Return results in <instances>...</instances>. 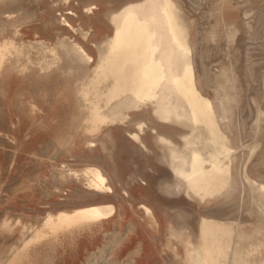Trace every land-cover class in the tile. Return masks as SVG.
<instances>
[{
    "label": "rangeland",
    "instance_id": "374dc122",
    "mask_svg": "<svg viewBox=\"0 0 264 264\" xmlns=\"http://www.w3.org/2000/svg\"><path fill=\"white\" fill-rule=\"evenodd\" d=\"M131 10L155 18L153 99L111 48ZM0 264H264V0H0Z\"/></svg>",
    "mask_w": 264,
    "mask_h": 264
},
{
    "label": "bare ground",
    "instance_id": "6f19581e",
    "mask_svg": "<svg viewBox=\"0 0 264 264\" xmlns=\"http://www.w3.org/2000/svg\"><path fill=\"white\" fill-rule=\"evenodd\" d=\"M161 8L163 22L166 25L167 33L171 37L174 45L181 47L180 40L176 36L175 25L173 23L170 9L166 6H162ZM125 20L126 23L117 29L112 38L113 42L111 44V48L115 52L114 56L117 57L118 55V58L120 57L124 66L127 68L124 73V78H126V80L122 82L123 84L121 86L122 91L129 92L133 98L139 101L153 99L155 96V88L159 87L163 81H167V79H165L164 68L155 58L154 53L158 47L156 39L159 37L156 34V29H153L155 25L149 23V21H155V18L152 14L139 17L131 10L126 13ZM189 75L190 71L187 67L183 70L180 77L177 76L171 78V82L177 92V96L183 97L187 104L186 110L188 116L186 114L184 116L192 122H198L206 113L203 112L204 114L201 115L202 111L198 108V101L200 99L192 88V82L189 79ZM204 105L206 107L205 112L208 113V111H210L208 103L205 102ZM179 106L183 113H185L184 107L181 105ZM178 116L180 115L178 114ZM192 155L189 164V171H184V169L181 170V168L175 169V166L174 170L178 175H183L190 182V185H192L191 188H195L197 181L203 175V170H201L202 158L195 152ZM214 167H216V165H214ZM95 179L97 181L94 182V185L98 188H103L104 177L98 173ZM106 214V212H102L98 208L92 207L80 211L76 214V217H80V219H93L95 217L98 218L105 216ZM63 219H68V221L71 219V221H73L74 218L63 216L60 222L63 223Z\"/></svg>",
    "mask_w": 264,
    "mask_h": 264
}]
</instances>
